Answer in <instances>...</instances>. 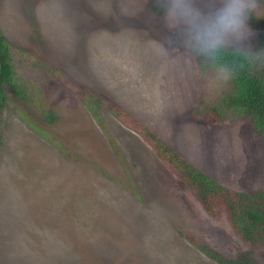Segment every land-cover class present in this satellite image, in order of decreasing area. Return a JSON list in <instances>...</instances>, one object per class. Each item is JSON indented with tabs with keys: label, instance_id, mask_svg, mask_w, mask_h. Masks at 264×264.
I'll use <instances>...</instances> for the list:
<instances>
[{
	"label": "rangeland",
	"instance_id": "obj_1",
	"mask_svg": "<svg viewBox=\"0 0 264 264\" xmlns=\"http://www.w3.org/2000/svg\"><path fill=\"white\" fill-rule=\"evenodd\" d=\"M0 27L21 91L6 85L0 109V264H220L203 244L264 264V240L207 211L143 135L227 188L264 190V135L218 105L231 76L155 0H0Z\"/></svg>",
	"mask_w": 264,
	"mask_h": 264
},
{
	"label": "trees",
	"instance_id": "obj_2",
	"mask_svg": "<svg viewBox=\"0 0 264 264\" xmlns=\"http://www.w3.org/2000/svg\"><path fill=\"white\" fill-rule=\"evenodd\" d=\"M251 20L258 27L256 47H264V21L253 16ZM11 45L13 43L0 27V109L5 100L6 85L17 95L21 92L14 81ZM233 60L231 52L222 54L221 63ZM199 62L209 67L221 68V63L205 61L200 57ZM231 78L232 87L223 95L218 105L227 113L236 111L249 115L253 126L264 135V72L253 73L247 68H238ZM143 135L157 152L165 155L168 163L177 171L181 177V186L193 187L207 211L222 219L216 206L222 207L230 223L247 243L257 245L264 240V190L249 194L227 188L193 166L157 134L147 130ZM201 249L220 264H260L254 259L252 251H244L236 258H227L212 246L203 244Z\"/></svg>",
	"mask_w": 264,
	"mask_h": 264
},
{
	"label": "clouds",
	"instance_id": "obj_3",
	"mask_svg": "<svg viewBox=\"0 0 264 264\" xmlns=\"http://www.w3.org/2000/svg\"><path fill=\"white\" fill-rule=\"evenodd\" d=\"M170 26L182 29V42L190 53L221 63L222 54L234 60L221 63L220 75L232 76L238 68L264 72V47H255L250 19L257 0H155Z\"/></svg>",
	"mask_w": 264,
	"mask_h": 264
}]
</instances>
